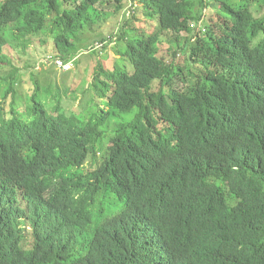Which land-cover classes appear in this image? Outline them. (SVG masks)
I'll list each match as a JSON object with an SVG mask.
<instances>
[{
    "label": "trees",
    "instance_id": "trees-1",
    "mask_svg": "<svg viewBox=\"0 0 264 264\" xmlns=\"http://www.w3.org/2000/svg\"><path fill=\"white\" fill-rule=\"evenodd\" d=\"M131 1L66 110L7 51L75 62L107 0H0V264H264V0Z\"/></svg>",
    "mask_w": 264,
    "mask_h": 264
},
{
    "label": "rangeland",
    "instance_id": "rangeland-1",
    "mask_svg": "<svg viewBox=\"0 0 264 264\" xmlns=\"http://www.w3.org/2000/svg\"><path fill=\"white\" fill-rule=\"evenodd\" d=\"M234 2L238 0H232ZM126 9L120 13H115V1L107 0L99 9L108 15V20L101 26H93L89 30H84L78 38V51L73 61L64 67H59L54 63L52 57V47L50 44L51 36L46 35L47 45L36 43L29 48L25 56L14 55L7 51V54L15 68L20 70L18 80L20 85L17 87L18 96H28L33 91V80L40 88V94L44 91L60 95L62 105L66 110L77 109L82 106L83 101L92 98L93 90H90L93 82L94 73L97 64L101 63L102 67L112 70L114 64L116 67L123 66L126 62L118 53V42L111 41L114 32H118L125 23L124 18L129 16L130 6L133 5L138 12L141 7L138 3L131 0H125ZM137 6V7H136ZM208 16L209 11L205 12ZM141 15V14H140ZM136 23L138 35L147 33L149 20L142 18ZM206 16V17H207ZM206 21V19H205ZM205 24V22L203 23ZM134 33L129 31L127 40L132 38ZM116 41V43H115ZM49 45V46H48ZM166 54L165 50H160L159 55ZM184 63V58H179ZM116 62V63H115ZM65 67H69L68 70ZM12 72L10 67L0 66V80ZM6 91V86L0 81V101ZM86 99V100H85Z\"/></svg>",
    "mask_w": 264,
    "mask_h": 264
},
{
    "label": "built area",
    "instance_id": "built-area-1",
    "mask_svg": "<svg viewBox=\"0 0 264 264\" xmlns=\"http://www.w3.org/2000/svg\"><path fill=\"white\" fill-rule=\"evenodd\" d=\"M54 63H56V65L59 66V67H64L65 65H67V64H63V63H62L61 61H59V60H55ZM65 68L68 70L69 67H65Z\"/></svg>",
    "mask_w": 264,
    "mask_h": 264
}]
</instances>
